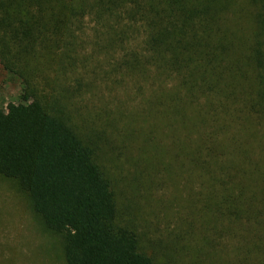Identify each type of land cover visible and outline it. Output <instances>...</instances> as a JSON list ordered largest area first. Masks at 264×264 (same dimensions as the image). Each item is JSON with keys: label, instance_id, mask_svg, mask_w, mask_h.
<instances>
[{"label": "trees", "instance_id": "trees-1", "mask_svg": "<svg viewBox=\"0 0 264 264\" xmlns=\"http://www.w3.org/2000/svg\"><path fill=\"white\" fill-rule=\"evenodd\" d=\"M251 1L0 0V65L21 87L0 111V178L61 239L63 264H155L117 223L105 129L73 113L101 83L148 87L119 111L122 146L144 156L152 117L157 189H187L168 200L185 204L163 264H264V0Z\"/></svg>", "mask_w": 264, "mask_h": 264}, {"label": "rangeland", "instance_id": "rangeland-1", "mask_svg": "<svg viewBox=\"0 0 264 264\" xmlns=\"http://www.w3.org/2000/svg\"><path fill=\"white\" fill-rule=\"evenodd\" d=\"M246 2L252 8L251 13H255L253 5L257 9L258 7L252 1L251 4L248 0ZM251 25L254 27V22ZM259 38L262 40L260 35ZM132 86L134 85L127 83L109 87L101 83L72 100L75 109L73 113H77L81 120L105 129L111 149L104 155L103 161L117 193V223L136 230L141 250L150 255L155 264L157 258L158 264H163L168 254L163 245L169 230L177 225L175 212L182 213L185 204L183 198L169 207L168 200L173 193L185 197L187 189L178 181L173 184L171 180L167 187L157 189V164L155 157L151 156L153 152L157 155V132L151 136L149 131V119H153L152 117L147 115L146 118L139 119L144 133L138 135L141 139L145 137L146 142L144 156L136 145L132 147L127 142L125 147L122 146L124 142L120 133L126 118L119 116V111L138 109L150 92L147 86L143 89ZM20 89L16 77L0 65V111H5L8 102L18 101ZM19 245L23 247V259L19 250L17 251ZM35 252L39 253L36 258ZM59 255L61 239L44 231L15 183L0 178V264H63ZM175 264L183 263L181 261Z\"/></svg>", "mask_w": 264, "mask_h": 264}]
</instances>
